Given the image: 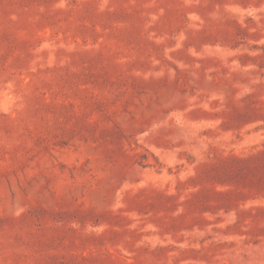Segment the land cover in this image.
I'll use <instances>...</instances> for the list:
<instances>
[{"label":"rangeland","instance_id":"rangeland-1","mask_svg":"<svg viewBox=\"0 0 264 264\" xmlns=\"http://www.w3.org/2000/svg\"><path fill=\"white\" fill-rule=\"evenodd\" d=\"M0 264H264V0H0Z\"/></svg>","mask_w":264,"mask_h":264}]
</instances>
